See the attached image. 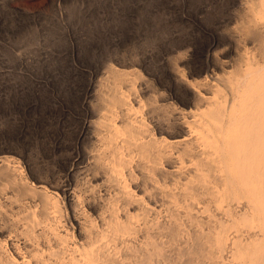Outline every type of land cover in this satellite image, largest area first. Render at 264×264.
I'll list each match as a JSON object with an SVG mask.
<instances>
[{
    "label": "bare ground",
    "instance_id": "bare-ground-1",
    "mask_svg": "<svg viewBox=\"0 0 264 264\" xmlns=\"http://www.w3.org/2000/svg\"><path fill=\"white\" fill-rule=\"evenodd\" d=\"M153 2L173 19L141 55L46 74L63 180L0 148V264H264V0Z\"/></svg>",
    "mask_w": 264,
    "mask_h": 264
},
{
    "label": "rangeland",
    "instance_id": "rangeland-1",
    "mask_svg": "<svg viewBox=\"0 0 264 264\" xmlns=\"http://www.w3.org/2000/svg\"><path fill=\"white\" fill-rule=\"evenodd\" d=\"M154 6L155 4L153 0H0V43H1L0 44V73H1L0 74V126H1L0 128V143H1L0 148L10 144L11 142H14L13 144L14 146L16 145L15 147L18 148L19 146L20 149H22V151L23 149L25 150L23 151V153H26V154H23L21 151H20L21 154L20 153H18V155L14 154L15 156H17V160L18 159L20 160V162L18 161L17 163H19L18 165L21 164L20 167H21V170L22 168L24 169L22 171H24L23 173L25 174V176L27 175V173H28L27 176H30L29 174H31L29 166L27 165L29 164L34 165L36 163L34 166L39 167L40 170H44V171L45 169L46 171L52 170L53 172L55 171L57 175H60L58 176L59 179L58 178L56 179L58 182L64 179L63 178L64 173H62L64 172V170H62L57 160H55L56 158L51 152L52 150H50L52 146L51 143L53 144L52 139H54L53 138V135L55 134L54 131L56 129V119H57L56 114H58V109H56L54 105H56L57 104L56 102H58L57 98H55L56 96L55 92L57 90L56 89L57 86L59 85V80L58 82H56L57 80L55 81L54 79V83L53 82L51 83L48 81L47 75L51 73V71L54 72V75L55 73L56 75H61V73L63 74V72L61 71L68 69L71 66L70 64L75 65V67L79 66L80 68L82 64L86 66H91V64L88 63L87 58L83 63L78 62V60L76 61L77 59L76 54H77L78 48H81V50L84 49L82 51L84 52L83 54L89 55V56L94 55L93 51H97L98 53L96 52V55L97 56L100 55V57L102 56L101 57L102 59H106L112 56L114 53L118 54L120 53V51L123 52V54L129 52L131 55L132 54L135 55L139 49L135 52L133 51V49L136 50L138 48L139 43H140L139 48L141 45L140 51H142L143 50L142 47L144 44L142 45L141 42H136V40L138 41L139 39L138 38V36H140L139 34H142L141 37L147 41L146 44H151V42H155V40L157 39V36L155 37V35H157L158 33L155 30L156 26H160V28L166 32L171 25V22L168 20V18L170 19L172 17H170V14L167 13L168 10L166 8L164 9V7L163 8L161 7L158 9V7L156 6L154 7ZM159 10L162 14L159 12ZM162 11H165V12H162ZM161 21H163L164 23L162 22L161 24ZM165 21L167 23H170L168 24L169 26H166L167 23H165ZM46 24L49 27L51 26L50 28L52 30L48 28L47 26H45ZM165 26H166V29H165ZM99 29H101L102 31H100ZM128 30L132 32L131 36L127 34ZM98 33H101V34H98ZM146 33L149 35V36L147 35L148 37L146 36ZM133 35L134 36L136 35L135 38L133 37ZM143 35L146 36L147 39ZM150 35L155 38L153 39L152 37L150 38ZM52 36L55 37L53 38L54 40L51 39ZM80 36H82V38ZM46 37L47 38L50 37V38L47 39ZM12 38H15V39H12ZM45 39L50 41V43L48 41L46 42ZM91 39L94 41V43L89 42V41H92ZM52 40L53 41L56 40L57 43L56 42L55 44L52 43L53 42ZM60 40L62 41V43ZM77 40H78V43H77ZM98 40L102 42V44ZM80 41H81V45H80ZM112 43L114 44L112 45ZM116 43L117 44L119 43V46ZM53 45H55L54 47L55 49L53 48ZM95 46H98V47H95ZM75 47H76V50L73 49ZM70 48L73 53L71 52ZM102 48H105V49H102ZM48 49L52 51L51 53H53L51 56V59L49 58V60L51 61V62L49 61L50 63L47 62V59H46L47 55H45L46 51H49ZM52 49L55 52H53ZM89 52L91 55L89 54ZM110 52H112V54H110ZM12 53L13 55H11ZM138 53L136 55H141V52L140 54ZM59 54L61 55V58ZM25 56H27L28 58L29 57L31 58H29V60H26L28 58L26 57L25 59ZM37 57H38V60L36 62L35 58ZM61 59L64 60V62L61 61ZM92 59H93L92 62H97L96 60H98L96 59L94 61V58ZM24 61L25 62L29 61L28 63L32 64L33 70H31L32 69L31 64L30 66L28 64V67H30L28 69L27 64ZM43 62L45 63L47 62V63L45 64ZM47 64L48 65L51 64L50 66H52L53 64L54 65L49 69ZM59 64H61V66ZM94 64L98 65V62L97 64L92 63V67L94 66ZM55 67L57 68V70ZM39 68L41 69V71ZM44 69H48V70L46 71ZM43 75H45V78ZM43 81L46 83H43ZM47 83L49 85L51 84L50 85L51 87ZM56 83H58V85ZM47 99L50 100V102ZM52 103L54 105H52ZM43 104L44 105L46 104V105L43 106ZM51 106H53L54 108H51ZM52 110L54 112L52 113L54 116L52 115L53 117L52 116H51L52 118L50 117V121L52 123L47 125L44 122V116L47 113L51 114L50 112ZM15 123H16V126H15ZM11 124L14 126H12ZM18 125L19 127L20 126L22 127L19 128ZM4 126L6 127V129L3 128ZM15 128L16 130L19 128L20 130L19 129L18 130L20 131V133L18 130H17L18 132L14 131ZM9 129L11 130L8 131ZM4 130H5V133H4ZM10 133L16 136L14 137ZM11 138L13 141L11 140ZM2 139H4V141ZM11 144L10 146H13ZM23 155L26 157H23ZM22 163H23V167H22ZM52 168H54V170ZM190 242L192 243V239H190ZM176 249L174 250L180 253L176 252V254H178L176 255L174 254L175 251L173 250L172 255L174 256L176 255V258L174 256L173 257L177 259L176 263L177 261L179 263V260L181 262V260L183 261L186 258H184L183 256L180 257L182 255V251H180L179 248H176ZM230 249L231 248L226 249L225 252H223L224 254H222L226 257L225 263L227 264L235 263L236 264V259L233 257V251L232 249L230 251ZM178 256L182 259L180 258L178 259ZM224 256H223V260L225 261Z\"/></svg>",
    "mask_w": 264,
    "mask_h": 264
}]
</instances>
